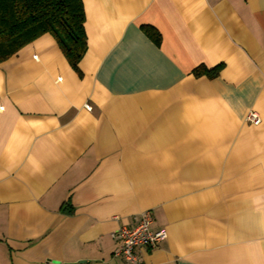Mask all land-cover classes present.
Returning <instances> with one entry per match:
<instances>
[{
  "label": "crops",
  "instance_id": "0c3cea01",
  "mask_svg": "<svg viewBox=\"0 0 264 264\" xmlns=\"http://www.w3.org/2000/svg\"><path fill=\"white\" fill-rule=\"evenodd\" d=\"M81 1L78 72L0 63V264H119L145 211L143 264H264V0Z\"/></svg>",
  "mask_w": 264,
  "mask_h": 264
},
{
  "label": "trees",
  "instance_id": "16d2710c",
  "mask_svg": "<svg viewBox=\"0 0 264 264\" xmlns=\"http://www.w3.org/2000/svg\"><path fill=\"white\" fill-rule=\"evenodd\" d=\"M81 0H0V63L26 44L48 33L75 71L87 50ZM220 66H203L195 75L216 76Z\"/></svg>",
  "mask_w": 264,
  "mask_h": 264
},
{
  "label": "built area",
  "instance_id": "2783aa9c",
  "mask_svg": "<svg viewBox=\"0 0 264 264\" xmlns=\"http://www.w3.org/2000/svg\"><path fill=\"white\" fill-rule=\"evenodd\" d=\"M247 122L257 126L260 118L257 113L250 112ZM153 218L149 211L140 214L138 222L132 226L120 227L112 234V239L118 244L112 254V258L119 264H143L137 254L139 248L154 249L160 242L166 239L164 230H151Z\"/></svg>",
  "mask_w": 264,
  "mask_h": 264
}]
</instances>
